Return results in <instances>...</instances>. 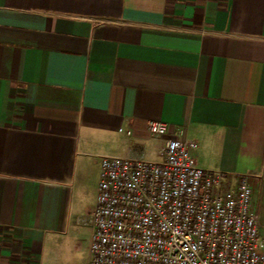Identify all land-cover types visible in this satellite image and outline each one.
Returning <instances> with one entry per match:
<instances>
[{
    "label": "crops",
    "instance_id": "crops-1",
    "mask_svg": "<svg viewBox=\"0 0 264 264\" xmlns=\"http://www.w3.org/2000/svg\"><path fill=\"white\" fill-rule=\"evenodd\" d=\"M151 120L168 123L153 135ZM253 178L264 238V0H0V264H67L104 155Z\"/></svg>",
    "mask_w": 264,
    "mask_h": 264
},
{
    "label": "built area",
    "instance_id": "built-area-1",
    "mask_svg": "<svg viewBox=\"0 0 264 264\" xmlns=\"http://www.w3.org/2000/svg\"><path fill=\"white\" fill-rule=\"evenodd\" d=\"M148 127L169 133L162 120ZM182 133L160 160L102 157L88 264H264L252 176L224 188L226 173L199 166Z\"/></svg>",
    "mask_w": 264,
    "mask_h": 264
},
{
    "label": "rangeland",
    "instance_id": "rangeland-1",
    "mask_svg": "<svg viewBox=\"0 0 264 264\" xmlns=\"http://www.w3.org/2000/svg\"><path fill=\"white\" fill-rule=\"evenodd\" d=\"M94 190H87L81 197L79 205L75 208L72 225V236L68 239L67 253L64 260L67 264H86L87 261V241L91 228L84 222L85 216L91 212V205L94 203Z\"/></svg>",
    "mask_w": 264,
    "mask_h": 264
}]
</instances>
